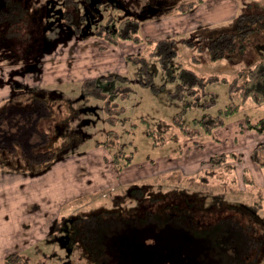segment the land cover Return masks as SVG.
Returning <instances> with one entry per match:
<instances>
[{"label": "rangeland", "instance_id": "374dc122", "mask_svg": "<svg viewBox=\"0 0 264 264\" xmlns=\"http://www.w3.org/2000/svg\"><path fill=\"white\" fill-rule=\"evenodd\" d=\"M181 1L184 10L175 7L147 13L140 28L146 40L152 42L172 36L180 39L176 41V69L180 64L203 75L215 73L231 79L264 57L262 25L216 58L206 48L204 39L195 34L197 27L214 25L213 19L215 24L229 23L247 2L258 3L263 12L264 0H234V16L227 21L204 0ZM123 11L107 9L102 19L81 21L82 25L90 23V28L85 27L79 38L60 42L47 53L41 71L25 72L27 67L23 65L0 62V108L27 105L38 93L46 96L38 97L33 105L43 103L48 109L43 108L45 115L36 114L34 121L41 137L34 135L32 143L23 142L32 158L24 155L22 145L1 153L8 156L0 157V264H10L7 256L16 252L23 254L26 264H90L78 252L71 253L61 246L56 238L63 229L53 230L54 226L64 223L68 229L69 217L96 207L137 206L133 194L141 191L184 189L203 198L205 207L214 201L218 208L225 205L223 202L240 204L256 209L264 220V130L247 124V118L264 117V103H242L239 112L227 118L225 125L198 138L182 137L180 129L173 126L178 132L176 138L154 145L149 129L155 128L159 120L171 122L182 108L183 99L168 96L174 85L167 81L160 60L148 53L149 44L131 40L114 44L104 39L106 31L101 25L117 30ZM188 25L192 27L187 28ZM180 37L192 43L200 41L202 46L191 47ZM131 54L142 55V59L129 58ZM146 67L154 70L157 85L164 84L161 89L142 83L146 80ZM87 79H91L92 86L99 85L98 90L109 93L110 102H117L118 109L110 114L114 118H105V101L94 95L96 90L85 91ZM123 85L132 87L125 95ZM208 89L214 95H205L202 103L215 98L214 105L187 108L183 124L193 126L194 117L200 118L206 112L216 114L232 99L239 100L237 94L230 96L226 80L215 81ZM52 90L55 95H47ZM30 110L34 117L35 107ZM111 128L118 132L121 148L133 156V161L123 168H118L113 151L104 144ZM32 146L36 154L31 153ZM40 151L44 153L38 154ZM37 155L44 158L38 160ZM219 155L223 156L216 160ZM148 229L154 235V258L161 264H183L186 257L196 256V246L183 240L185 234L160 227ZM130 232L127 238H132L139 256L135 255L129 264L150 262L146 244H142V249L139 246L142 240L146 243V226ZM14 237L21 243L7 245ZM201 253L199 248L197 254Z\"/></svg>", "mask_w": 264, "mask_h": 264}, {"label": "trees", "instance_id": "16d2710c", "mask_svg": "<svg viewBox=\"0 0 264 264\" xmlns=\"http://www.w3.org/2000/svg\"><path fill=\"white\" fill-rule=\"evenodd\" d=\"M177 7H182V5ZM262 9L263 12L260 5L254 1L247 2L240 8L239 14L229 23L197 27L195 34L199 39H204V44L206 43V48H208L212 57H220L224 55L226 49L231 50L236 45V40L240 42L251 33L259 30L261 25L264 26V8ZM139 23L140 20L136 18L125 19L116 28L117 30L113 28L114 30L106 31L102 36L114 44L121 40L149 44L151 48L148 53L160 60L167 81L174 85V88L168 91V96L175 100L183 99L182 108L177 111L171 122L159 120L155 128L149 129V135L154 145L175 139L178 132L174 130L173 126L180 129L182 137L198 138L202 134H211L217 127L225 125L227 118L239 112L242 103L248 100L257 104L264 103V57L255 60L246 69L238 71L231 79L215 73L203 75L195 68L180 64L176 69L174 61L178 54L176 41L179 38L172 36L153 42L146 40L141 34ZM224 28L229 30H224ZM114 31L115 34L113 35ZM182 40L191 47L198 45L200 48L202 46L200 41L192 43V41ZM129 58L140 61L142 55L131 54ZM154 75V70L146 67V80H143L142 83L151 85L154 90H159L164 84L157 85ZM220 80L229 82L230 96L237 94L239 100L232 99L224 107L218 108L216 114L206 112L200 118L194 117L192 120L193 126L183 124L182 119L187 108L201 105L210 108L214 105L215 98L203 103L202 100L207 94L214 95L213 91L208 89V86ZM94 87H97V89ZM98 87L100 88L99 85L92 86L91 79L84 81V89L87 93L96 90L94 95L103 98L105 101L107 112L105 118H114L110 114L112 110L118 109L116 108L117 102H110V99H108L110 94L98 90ZM121 88L125 90L124 95L130 88L132 89L130 85H123ZM43 108L48 110L45 104H37L34 117L29 106L13 104L12 106L6 107L5 105L0 108V154L6 150H15L17 145L19 147L22 145L20 148L23 150V142L29 143L30 141L32 143L33 138L35 139L34 135L41 137L38 134L40 131H37L34 126V121L36 120V114H39L38 117L44 114H42ZM247 124L251 128L263 131L264 117L257 120L247 118ZM41 132L43 134V131ZM107 134L108 138L104 141V144L113 151L118 168L130 164L133 161L132 153H126L121 148L122 146L118 142V132L111 128ZM179 138L177 137V139ZM34 147L32 146L31 153L36 154ZM23 152L25 153V150ZM43 153L40 151L38 154ZM5 155L8 156L4 153L0 157ZM222 156H216V160H220L219 158ZM27 158L32 157L27 156ZM35 158L42 160L44 157L37 155ZM48 163H45V165ZM13 168L16 169L15 165ZM187 194L184 189H174L173 191L161 193L141 191V193L136 192L133 194L138 200L137 206L123 208L101 206L81 212L78 215H72L68 218L67 234L69 240L63 245H70L73 248L72 252H78L83 258L87 254L88 259L91 261L90 264H113L112 258L118 249L121 264H129L138 254L135 251L128 254V249L132 251L134 245L132 238L127 237L131 233V229L143 230L146 226V243L143 240L140 243L137 242L140 245L146 244V252L149 254L151 263L161 264L155 260L153 255L155 250L154 235L148 232V228L151 227L153 229L166 228L168 232L173 229L182 235L185 234L183 240H187L192 246H196V256L193 254L192 257H186L184 260L186 264H218L223 260L230 264H238V261L240 262L239 258H243L244 253H247L249 258L252 246L260 245V236L262 234L264 236L263 227L259 225L250 212L251 208L243 205L244 208L249 210L239 211V209H233L236 206L226 204L218 210L220 212L230 211L231 214L219 216L216 215L217 208H207V206H204L205 204L201 205V202L197 200L196 194L192 199H188ZM252 210L256 213V209L252 208ZM242 245H246L245 249ZM199 248L202 252L200 255L197 254ZM7 260L10 264H26V259H23L21 252L9 254ZM150 262L147 261L146 264H151Z\"/></svg>", "mask_w": 264, "mask_h": 264}, {"label": "flooded vegetation", "instance_id": "af4514ba", "mask_svg": "<svg viewBox=\"0 0 264 264\" xmlns=\"http://www.w3.org/2000/svg\"><path fill=\"white\" fill-rule=\"evenodd\" d=\"M181 3V0H0V62H9L11 65H23L27 67L24 70L25 72L36 71V69L37 71H41L42 60L45 59L47 53L54 51L60 42L69 41L73 37L79 38L85 27L90 28V23L82 25L81 21L83 20L102 19L105 10L112 8L122 9L124 10V16L121 14L122 17L119 18L118 22L121 24L125 19L136 18L140 20V29L142 23H144L143 18L147 13L154 14L167 9H173L181 5ZM109 20L108 18L106 19V21ZM101 27L105 31H110L107 25H101ZM51 92L53 93H48L47 95H55L54 90ZM45 96L37 93L36 98L24 106L36 107L33 104L38 97L44 98ZM58 128L62 131V127L58 126ZM24 155L28 156L26 151ZM187 197L188 199H192L195 196L188 193ZM197 200L201 202V205H204L203 198L202 200L197 198ZM223 204L228 205L230 203L223 202ZM232 205L237 207L233 209H239V211L249 210L240 204ZM211 207L217 208L216 215L231 214L230 211L220 212L218 210V203L215 201L210 206H207V208ZM250 212L264 230V220L254 210L251 209ZM61 227L63 233L56 239L63 248L72 253L73 248L70 245H63L69 240L68 229H66L65 224L63 223V226L60 225V227L56 224L53 230L60 229ZM259 241L260 245L252 246L251 253L249 254L250 257L248 258L247 253H244L243 258H239L240 262L238 261V264H261L264 258L263 234L260 236ZM139 246L141 249L144 248L143 245ZM242 246L245 249L246 245ZM132 248V251L128 249V254L134 251L135 245ZM84 260L91 263L87 254L84 255ZM112 263H122L118 249L112 258ZM183 264H186V262ZM218 264L230 263L223 260Z\"/></svg>", "mask_w": 264, "mask_h": 264}, {"label": "crops", "instance_id": "0c3cea01", "mask_svg": "<svg viewBox=\"0 0 264 264\" xmlns=\"http://www.w3.org/2000/svg\"><path fill=\"white\" fill-rule=\"evenodd\" d=\"M206 2H208L207 4L209 6H213V9L215 11H218V14H220V16H222V18H226L223 21H227L229 20V18H232L234 16V13H231V9L234 8V0H204ZM184 14V13H182ZM214 21L213 24H215L216 19H213ZM192 27L191 25H188L187 28ZM19 243H21V241L19 242L18 239L16 237H14V239L10 242L7 243V245H18Z\"/></svg>", "mask_w": 264, "mask_h": 264}]
</instances>
